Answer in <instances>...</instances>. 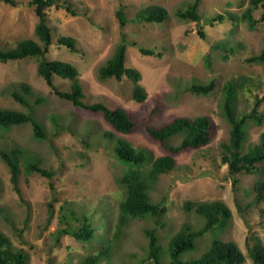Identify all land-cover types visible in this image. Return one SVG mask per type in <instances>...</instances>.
Masks as SVG:
<instances>
[{
    "label": "rangeland",
    "instance_id": "1",
    "mask_svg": "<svg viewBox=\"0 0 264 264\" xmlns=\"http://www.w3.org/2000/svg\"><path fill=\"white\" fill-rule=\"evenodd\" d=\"M15 1L17 4L11 5L0 0L2 49L13 47L21 39L38 41L34 33L38 17L30 0ZM193 1L57 0L63 7L45 8L52 33L47 59L67 61L77 68L86 103L122 107L137 123L131 133L114 131L116 137L128 140L134 148L146 149L154 158L163 151L148 137L145 125L158 128L176 116L207 115L214 126L208 145L175 155L176 168L161 175L155 184L151 199L163 200L166 208L161 216L162 225L153 218L131 220L99 264L136 263L147 252L145 229L155 228L158 243L166 247L182 223L200 228L199 217L182 208L185 200H220L230 209V220L220 238L238 246L245 255L243 264H251L247 247L255 240L264 247V198L256 203L253 189L256 182L264 181V162L261 174H238L235 176L238 182L233 186V177L219 156L220 143L228 139L230 129L222 110L224 83L240 76L249 81L237 95L235 111L239 115L251 111L255 94L264 93V66L247 60L264 47V21L250 29L246 21L230 16L238 17L249 0H200L196 10L201 17L198 25L177 14ZM152 5L167 11L164 22L130 20L138 11ZM120 9L129 19L124 25L116 17ZM260 11L255 9L253 16L259 18ZM218 14L225 16L222 21L213 20ZM199 27L205 33L204 38L198 34ZM60 36L73 38L77 51L58 44ZM121 42L126 43L125 65L141 74L139 84L147 95L142 102L132 99L133 83L125 76L121 80L99 78L100 67ZM140 48L154 53L143 55ZM38 61L37 57L0 61V108L27 112L28 108L12 96L14 90L22 92L21 85H27L30 93L25 94L26 99L34 118L43 125L46 138L35 139L29 123L12 126L0 129V149L21 148L38 157L40 166L54 174L48 178L21 171L17 192L10 181L9 168L0 157V231L15 248L25 251L27 264H78L86 256L99 252L101 237L114 239L119 203L125 195V188L117 177L126 165L118 161L113 141L102 134L113 131L111 126L99 114L57 97L37 74ZM210 80L215 81V87L208 94L186 91L193 83L206 84ZM53 82L61 90L70 89L67 79L53 75ZM37 98L41 99L39 103ZM257 111L263 115L262 122H247L245 144L257 143L264 130V102ZM179 140L180 137H171L169 142L177 144ZM148 166L149 162L142 169ZM70 207L80 219L61 217ZM82 212H90L94 219L93 239L58 235L60 229L79 227ZM104 212L108 217L105 225L100 221ZM212 238L211 232L198 238L197 249L191 254L196 256L205 251Z\"/></svg>",
    "mask_w": 264,
    "mask_h": 264
},
{
    "label": "trees",
    "instance_id": "2",
    "mask_svg": "<svg viewBox=\"0 0 264 264\" xmlns=\"http://www.w3.org/2000/svg\"><path fill=\"white\" fill-rule=\"evenodd\" d=\"M3 1L11 5L17 4L15 0ZM199 2L200 0H194L185 11L178 10L177 14L183 18H189L199 25L201 17L196 12ZM29 4L34 7V12L38 17L34 28L38 41L26 38L17 41L13 47L0 48V61L7 62L26 57H37L39 61L36 72L47 82L57 97L86 111L99 114L111 126L113 131H104L102 134L105 138L113 141V151L118 161L126 165V168L117 177L118 182L125 188V195L119 203L120 213L114 239L106 238L104 240L101 237L103 243L99 252L88 255L78 262V264H99L101 259L108 256L114 241L119 238L121 231L131 220L153 218L155 223L162 225L161 216L165 213L166 208L163 200L154 202L151 199V192L155 189V184L161 175L168 174L176 168L175 155L187 149H199L208 145L213 138L214 126L207 115L176 116L158 128L145 125L148 137L157 142L163 151L161 155L154 158L146 149L134 148L128 140L116 137L114 131L128 134L137 126V123L130 118L128 111L122 107L109 108L102 102L86 103L81 83L77 77V68L70 62L49 60L46 57L52 44V33L46 20L45 8L52 5L59 8L63 7V4H59L57 0H30ZM65 8L69 9L68 6ZM258 8L261 9L260 16L255 18L253 11ZM230 16L246 21L248 27L254 29L258 22L264 21V0H249L247 7L238 17L231 14ZM116 17L121 25L129 20L122 9L116 12ZM167 17L168 13L164 8L152 5L138 11L130 20L162 23ZM224 17L223 14H218L213 20L216 18L222 21ZM198 34L201 38L205 37L204 31L200 27ZM57 43L66 46L71 51H77L74 39L69 36L58 37ZM140 51L143 55H153L154 53L153 50L145 48H140ZM125 54L126 43L121 42L116 45L106 64L100 67L99 78L113 77L116 80H121L125 76L133 83L132 99L142 102L147 95L139 84L141 74L137 69L125 65ZM247 60L264 66V47L259 54L253 55ZM53 75L69 80L70 89H59L53 82ZM248 83L246 77L240 76L237 79L226 81L222 87V110L230 129L228 139L220 143L219 156L221 164L227 166L228 173L233 177V186L238 182L235 177L238 174H261L263 172L261 163L264 162V130L260 133L257 143H245L247 141V122L250 120L257 124L262 122L263 115L258 113L257 108L264 102V93L261 96L255 94V103L250 112L239 115L235 111L238 92L243 90ZM214 87L215 81L210 80L206 84L193 83L186 87V91L205 95L211 92ZM21 89L22 92L14 90L12 96L27 107L28 111L0 108V129L7 130L12 126L29 123L33 129V137L37 140L44 139L46 138L44 127L34 118L32 106L25 96L30 93V90L25 84L21 85ZM37 99L36 103H39L41 99ZM171 137H180V140L177 144H173L169 142ZM0 157L9 168L10 181L17 192H19L17 183L21 171L27 174L36 172L48 178L54 174L40 166L38 157L27 154L21 148L0 149ZM148 162L147 169H142V166ZM253 189L256 191L255 202H261L264 198V181L256 182ZM181 206L185 211L192 212L199 217L202 226L194 229L188 222L182 223L180 229L170 237L166 247L158 243L155 228L145 229V235L148 237L147 252L134 264H243L245 262V255L233 241H224L220 238V233L224 231L231 215L230 209L222 201L185 200ZM67 212L61 215L63 219H67L68 215L76 220L80 219L71 207L67 208ZM106 214L104 212V217L100 218L104 225L107 223L105 217L108 218ZM81 215L82 222L79 227L60 229L57 231L58 235L68 234L78 240L93 239L96 231V228L92 227L94 219H91L90 212H82ZM208 232H211L213 236L208 248L193 256L191 253L197 249L198 238ZM247 255L251 264H264V247L259 241L255 240L253 245L247 247ZM27 259L25 251L15 248L8 236L0 231V264H27Z\"/></svg>",
    "mask_w": 264,
    "mask_h": 264
}]
</instances>
